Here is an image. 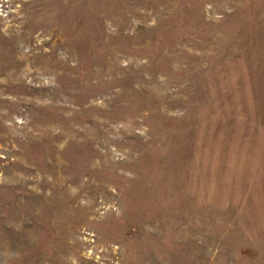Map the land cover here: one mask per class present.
<instances>
[{"label":"rangeland","instance_id":"rangeland-1","mask_svg":"<svg viewBox=\"0 0 264 264\" xmlns=\"http://www.w3.org/2000/svg\"><path fill=\"white\" fill-rule=\"evenodd\" d=\"M0 264H264V0H0Z\"/></svg>","mask_w":264,"mask_h":264}]
</instances>
